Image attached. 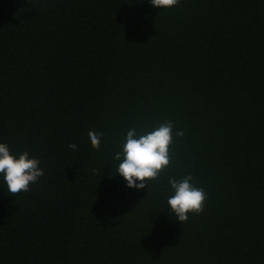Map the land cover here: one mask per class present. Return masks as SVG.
I'll use <instances>...</instances> for the list:
<instances>
[{"label": "trees", "instance_id": "1", "mask_svg": "<svg viewBox=\"0 0 264 264\" xmlns=\"http://www.w3.org/2000/svg\"><path fill=\"white\" fill-rule=\"evenodd\" d=\"M165 121L171 166L127 187V131ZM0 143L44 169L0 177V264H264V0H0ZM188 175L208 200L180 223Z\"/></svg>", "mask_w": 264, "mask_h": 264}, {"label": "clouds", "instance_id": "2", "mask_svg": "<svg viewBox=\"0 0 264 264\" xmlns=\"http://www.w3.org/2000/svg\"><path fill=\"white\" fill-rule=\"evenodd\" d=\"M149 2L153 7L171 10L181 0ZM174 128L173 121H165L146 132H138L136 128L127 131L122 150L115 154V160L119 161L117 173L126 180L127 187L138 190L148 188L150 182L158 180L171 166V149L175 137L184 135L183 131H174ZM102 135L94 130L88 132L93 148H100ZM69 147L75 151L78 145L73 143ZM43 176L44 169L40 167L39 159L30 157L27 151L17 157L6 143H0V177L3 178L8 193L13 196L27 193ZM193 180L191 175L181 180L169 179L174 194L168 198L167 204L180 223L187 222L190 215L203 213L208 200L204 188L197 187Z\"/></svg>", "mask_w": 264, "mask_h": 264}]
</instances>
